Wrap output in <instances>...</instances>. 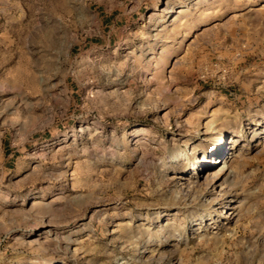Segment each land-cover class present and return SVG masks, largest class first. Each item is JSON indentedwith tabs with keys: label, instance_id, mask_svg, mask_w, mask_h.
<instances>
[{
	"label": "rangeland",
	"instance_id": "rangeland-1",
	"mask_svg": "<svg viewBox=\"0 0 264 264\" xmlns=\"http://www.w3.org/2000/svg\"><path fill=\"white\" fill-rule=\"evenodd\" d=\"M0 264H264V0H0Z\"/></svg>",
	"mask_w": 264,
	"mask_h": 264
},
{
	"label": "bare ground",
	"instance_id": "bare-ground-1",
	"mask_svg": "<svg viewBox=\"0 0 264 264\" xmlns=\"http://www.w3.org/2000/svg\"><path fill=\"white\" fill-rule=\"evenodd\" d=\"M221 143V142H220Z\"/></svg>",
	"mask_w": 264,
	"mask_h": 264
}]
</instances>
